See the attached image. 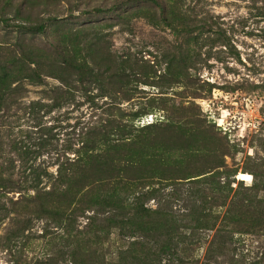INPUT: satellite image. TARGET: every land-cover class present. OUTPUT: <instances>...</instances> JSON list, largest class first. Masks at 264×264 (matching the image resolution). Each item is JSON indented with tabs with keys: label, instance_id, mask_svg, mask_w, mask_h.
<instances>
[{
	"label": "rangeland",
	"instance_id": "1",
	"mask_svg": "<svg viewBox=\"0 0 264 264\" xmlns=\"http://www.w3.org/2000/svg\"><path fill=\"white\" fill-rule=\"evenodd\" d=\"M161 2L0 0V264H264V0Z\"/></svg>",
	"mask_w": 264,
	"mask_h": 264
},
{
	"label": "trees",
	"instance_id": "2",
	"mask_svg": "<svg viewBox=\"0 0 264 264\" xmlns=\"http://www.w3.org/2000/svg\"><path fill=\"white\" fill-rule=\"evenodd\" d=\"M140 1L148 2V3L153 4L156 7H159L160 11H166V7H164L161 0H140ZM163 18H164V20H166V17H163ZM45 29H46V27H45V24H43V23L40 25L31 26L29 28V30H31V31H38V32H44Z\"/></svg>",
	"mask_w": 264,
	"mask_h": 264
},
{
	"label": "bare ground",
	"instance_id": "3",
	"mask_svg": "<svg viewBox=\"0 0 264 264\" xmlns=\"http://www.w3.org/2000/svg\"><path fill=\"white\" fill-rule=\"evenodd\" d=\"M241 178H242V179H246V178H248V176H247V175H244V174H242V175H241Z\"/></svg>",
	"mask_w": 264,
	"mask_h": 264
}]
</instances>
